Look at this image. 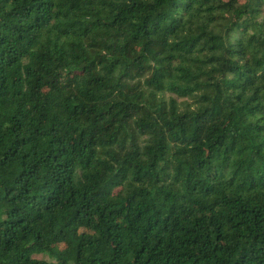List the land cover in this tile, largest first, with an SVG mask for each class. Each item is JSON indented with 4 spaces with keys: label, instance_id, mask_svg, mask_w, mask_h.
<instances>
[{
    "label": "trees",
    "instance_id": "16d2710c",
    "mask_svg": "<svg viewBox=\"0 0 264 264\" xmlns=\"http://www.w3.org/2000/svg\"><path fill=\"white\" fill-rule=\"evenodd\" d=\"M45 253L264 264V0H0V264Z\"/></svg>",
    "mask_w": 264,
    "mask_h": 264
},
{
    "label": "rangeland",
    "instance_id": "374dc122",
    "mask_svg": "<svg viewBox=\"0 0 264 264\" xmlns=\"http://www.w3.org/2000/svg\"><path fill=\"white\" fill-rule=\"evenodd\" d=\"M240 1L244 2L245 0H240ZM63 247H64L63 245L60 246V248H63ZM33 257L35 259L44 260V261H46L48 263H51V264H58V262L54 258L50 257L47 253H45V254H36ZM71 264H73V263H71Z\"/></svg>",
    "mask_w": 264,
    "mask_h": 264
}]
</instances>
